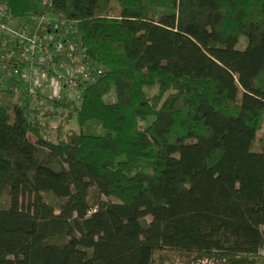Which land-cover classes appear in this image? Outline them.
Listing matches in <instances>:
<instances>
[{
  "label": "trees",
  "instance_id": "1",
  "mask_svg": "<svg viewBox=\"0 0 264 264\" xmlns=\"http://www.w3.org/2000/svg\"><path fill=\"white\" fill-rule=\"evenodd\" d=\"M44 3L105 73L53 137L0 74V264L264 261V0Z\"/></svg>",
  "mask_w": 264,
  "mask_h": 264
},
{
  "label": "built area",
  "instance_id": "2",
  "mask_svg": "<svg viewBox=\"0 0 264 264\" xmlns=\"http://www.w3.org/2000/svg\"><path fill=\"white\" fill-rule=\"evenodd\" d=\"M104 73L88 59L73 23L45 13L19 19L0 5V74L11 82L17 104L28 99L31 108L46 112H53L54 102L80 105L83 88Z\"/></svg>",
  "mask_w": 264,
  "mask_h": 264
},
{
  "label": "rangeland",
  "instance_id": "3",
  "mask_svg": "<svg viewBox=\"0 0 264 264\" xmlns=\"http://www.w3.org/2000/svg\"><path fill=\"white\" fill-rule=\"evenodd\" d=\"M44 5H45V3H44ZM47 15L49 18L55 17V14H52V13H48ZM5 87H11V82L4 77L2 88H5ZM150 93L153 94L154 91H150ZM48 108H50V107H48ZM61 112H63V111H61ZM47 113H48L47 116L44 117V119H43V126L48 130L49 135L51 137H53L55 135V133L57 132V128L60 125L61 120H60L59 116L53 115L52 111H49ZM76 128H77L76 114L73 113L72 120H70V123L67 125L66 130L67 131H69L71 129L75 130ZM32 140L35 141V138L32 137ZM263 144H264V123L258 132L257 139L255 142V149H259V150L262 149ZM261 253L264 254V251H262ZM175 262H176V264H184L183 261L178 257L176 258ZM260 264H264V261H262Z\"/></svg>",
  "mask_w": 264,
  "mask_h": 264
},
{
  "label": "crops",
  "instance_id": "4",
  "mask_svg": "<svg viewBox=\"0 0 264 264\" xmlns=\"http://www.w3.org/2000/svg\"><path fill=\"white\" fill-rule=\"evenodd\" d=\"M260 264V263H259Z\"/></svg>",
  "mask_w": 264,
  "mask_h": 264
}]
</instances>
